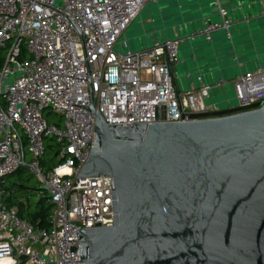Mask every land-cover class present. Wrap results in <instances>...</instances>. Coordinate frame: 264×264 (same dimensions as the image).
Listing matches in <instances>:
<instances>
[{"label":"built area","instance_id":"2783aa9c","mask_svg":"<svg viewBox=\"0 0 264 264\" xmlns=\"http://www.w3.org/2000/svg\"><path fill=\"white\" fill-rule=\"evenodd\" d=\"M161 2L0 0V264H86L77 262V229L113 224L111 177L78 178L96 142L91 105L107 124L124 126L189 121V114L219 109L207 103L213 84L201 76L200 86L179 89L180 50L187 41H212L218 31L232 40L239 22H251L242 0H213L218 20L204 19L184 37L121 53L119 41L131 23L145 6ZM258 4L264 20V0ZM233 58L243 67L238 53ZM231 81L238 103L229 107L243 112L264 104V66L242 70ZM225 83L221 78L214 87ZM47 139L59 161L52 168L43 165ZM21 167L49 196V227L21 218L4 200L3 178Z\"/></svg>","mask_w":264,"mask_h":264},{"label":"water","instance_id":"95a60500","mask_svg":"<svg viewBox=\"0 0 264 264\" xmlns=\"http://www.w3.org/2000/svg\"><path fill=\"white\" fill-rule=\"evenodd\" d=\"M255 106L124 126L91 105L96 142L78 178L111 177L114 222L77 229V262L264 264V104Z\"/></svg>","mask_w":264,"mask_h":264},{"label":"crops","instance_id":"0c3cea01","mask_svg":"<svg viewBox=\"0 0 264 264\" xmlns=\"http://www.w3.org/2000/svg\"><path fill=\"white\" fill-rule=\"evenodd\" d=\"M246 1L249 6L244 8L243 13L251 18V22H239L233 29L232 40H228L223 31H218L212 41L197 39L188 42L182 49L181 66L176 72V83L180 90L190 88L192 84L197 85L195 74L208 79L214 76L218 69L237 68L238 63L234 65L230 62L236 53L240 56L256 54L257 63L262 66L264 57L260 56V53L264 50V20L257 15L260 5L256 6L254 0ZM242 2L244 3V0ZM159 8L160 23H155L156 14L149 11L139 23L136 22L130 28L128 33L133 39H140L142 33L147 41L149 38L155 41L166 35L183 36L200 26L204 19H219L213 0H162ZM239 14L241 13L237 15ZM148 23H152V26L149 27ZM148 28L151 30H147ZM193 54L196 55L195 60L192 59Z\"/></svg>","mask_w":264,"mask_h":264},{"label":"rangeland","instance_id":"374dc122","mask_svg":"<svg viewBox=\"0 0 264 264\" xmlns=\"http://www.w3.org/2000/svg\"><path fill=\"white\" fill-rule=\"evenodd\" d=\"M235 2H236V0L234 1V3ZM247 2L248 1L244 0V3H243L244 8H247L249 6ZM254 2L256 4V6H258V3H257L258 0H254ZM159 7L160 6L157 5V4H149V5L145 6V8L143 9L141 15L134 22L131 23L130 27L125 31L124 35L121 36L120 41H119V46H118V49L120 50L121 53H127L128 51H136V50L147 49L149 47L154 46V44L157 41V39L155 41H153L151 38H149V40L147 41L145 36L143 35V33H142V36H141L140 39L139 38L138 39H133V37H131V34L128 33V32H129L130 28L136 22L139 23V21H140V19L142 17H144L147 14H149V11H151L154 14H156L155 17L157 19V22H155V23H160L161 20H160V16H159L160 15V13H159L160 8ZM257 15L259 17L260 13H257ZM260 19H262V18H260ZM148 26L149 27L152 26V23H148ZM147 30H151V29L148 28ZM263 33H264V31H263ZM186 35H183L182 37H184ZM175 37H178V36H173V35H168L167 36L166 35V36L160 38V40L164 41L167 38H175ZM263 39H264V35H263ZM123 42L126 43V46H123V44H122ZM188 42H190V41H187L185 44H183L181 46L180 53H181L182 49L186 46V44ZM263 47H264V42H263ZM260 56L264 57V50H263L262 53H260ZM181 58H182V56H181ZM257 58H258V56L256 54L241 55L240 59L244 63L243 67L240 68V66L238 64L237 68H234L233 70H227V69H224V70L220 69L219 70L218 69L214 76H211L208 79H206V78L203 79V82L205 84H213V87L216 86L217 82L221 78H224L226 80V83L224 85L219 86V87H214V88L212 87L211 95L209 96V98H207V103L209 105L216 104L219 109L227 108V107L231 106L232 104H237L238 103V99H237V96H236L235 86H234V83L231 81V79L235 78L238 74H240L242 70L245 71L246 69H256L259 66H261V65H258ZM230 62H232L234 65H235V63H237V61L234 60V58L233 59L231 58ZM180 66H181V63L178 66L177 71H179ZM262 66H264V63L262 64ZM194 79L196 80L197 85L200 86L201 85V81L199 80V76L197 74L194 75ZM52 119L54 121H59L60 118L56 116V117H53ZM47 155H48V159H50L53 156L52 149H48ZM30 157L31 156L29 155L28 156V160H30ZM26 170H28V169H26ZM26 170H25V173H23V177H25V178H26V173H27ZM18 178H19V176L17 174H15V175H12V176L8 177L7 180H8V182H12L14 180H17ZM30 185L39 187V183L36 180V178L31 180ZM43 194L44 193L42 192V195ZM32 200L33 201H37L38 197L35 196V197L32 198ZM51 204H52L51 201L47 200L43 205L45 207H49Z\"/></svg>","mask_w":264,"mask_h":264},{"label":"trees","instance_id":"16d2710c","mask_svg":"<svg viewBox=\"0 0 264 264\" xmlns=\"http://www.w3.org/2000/svg\"><path fill=\"white\" fill-rule=\"evenodd\" d=\"M0 49V64L2 61L3 52ZM53 117V116H52ZM59 124L61 123V119L57 121ZM47 152L48 149H52L53 156L48 159V155L43 160V165L46 168H52L57 165L59 161L56 159L54 147H56L53 139H47L46 141ZM28 168L21 167L16 172L9 174L3 178L2 189L4 191V200L10 206H15L18 209V214L21 218L34 223L35 225H39L42 227H49V223L47 221V216L51 210L52 204L49 207H45L43 204L49 200V196L42 187L32 186L30 185L31 180L35 177L28 170ZM26 173V178L23 177V173ZM17 174L19 178L12 182H8L7 178ZM42 192L44 193L42 195ZM37 196L38 200L33 201L32 198Z\"/></svg>","mask_w":264,"mask_h":264}]
</instances>
